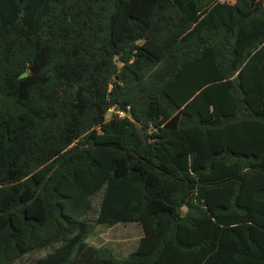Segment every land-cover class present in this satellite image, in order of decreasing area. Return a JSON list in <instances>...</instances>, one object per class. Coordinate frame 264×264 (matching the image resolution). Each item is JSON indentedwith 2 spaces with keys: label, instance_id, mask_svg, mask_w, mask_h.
<instances>
[{
  "label": "trees",
  "instance_id": "16d2710c",
  "mask_svg": "<svg viewBox=\"0 0 264 264\" xmlns=\"http://www.w3.org/2000/svg\"><path fill=\"white\" fill-rule=\"evenodd\" d=\"M126 222L125 257L87 240ZM47 246L264 264V0H0V264Z\"/></svg>",
  "mask_w": 264,
  "mask_h": 264
},
{
  "label": "rangeland",
  "instance_id": "374dc122",
  "mask_svg": "<svg viewBox=\"0 0 264 264\" xmlns=\"http://www.w3.org/2000/svg\"><path fill=\"white\" fill-rule=\"evenodd\" d=\"M110 114V111L107 112V117ZM100 195L98 193L92 199V210L87 216L90 221H93L96 216ZM142 233L141 225L135 222L116 223L114 225L95 223L87 240L94 245H107L114 249L118 256L125 257L130 251L135 249ZM49 251H51V247L49 246L32 250L13 264H30L36 258Z\"/></svg>",
  "mask_w": 264,
  "mask_h": 264
},
{
  "label": "built area",
  "instance_id": "2783aa9c",
  "mask_svg": "<svg viewBox=\"0 0 264 264\" xmlns=\"http://www.w3.org/2000/svg\"><path fill=\"white\" fill-rule=\"evenodd\" d=\"M116 113H118L119 115H123L122 111H116Z\"/></svg>",
  "mask_w": 264,
  "mask_h": 264
},
{
  "label": "water",
  "instance_id": "95a60500",
  "mask_svg": "<svg viewBox=\"0 0 264 264\" xmlns=\"http://www.w3.org/2000/svg\"><path fill=\"white\" fill-rule=\"evenodd\" d=\"M25 75H26V72L22 73V74L20 75V77H23V76H25Z\"/></svg>",
  "mask_w": 264,
  "mask_h": 264
}]
</instances>
